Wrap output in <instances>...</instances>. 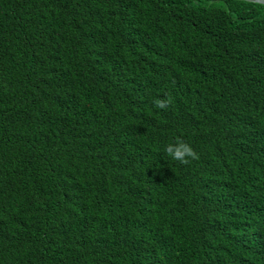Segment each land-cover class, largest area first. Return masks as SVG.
Listing matches in <instances>:
<instances>
[{
  "label": "trees",
  "instance_id": "trees-1",
  "mask_svg": "<svg viewBox=\"0 0 264 264\" xmlns=\"http://www.w3.org/2000/svg\"><path fill=\"white\" fill-rule=\"evenodd\" d=\"M0 264H264V6L0 0Z\"/></svg>",
  "mask_w": 264,
  "mask_h": 264
},
{
  "label": "clouds",
  "instance_id": "clouds-1",
  "mask_svg": "<svg viewBox=\"0 0 264 264\" xmlns=\"http://www.w3.org/2000/svg\"><path fill=\"white\" fill-rule=\"evenodd\" d=\"M168 103L169 101L167 99H157L154 101V106L164 109L168 106ZM165 152L174 160L185 165L191 163L192 160L199 159L198 154L191 145L179 137H177L173 143L166 145Z\"/></svg>",
  "mask_w": 264,
  "mask_h": 264
},
{
  "label": "water",
  "instance_id": "water-1",
  "mask_svg": "<svg viewBox=\"0 0 264 264\" xmlns=\"http://www.w3.org/2000/svg\"><path fill=\"white\" fill-rule=\"evenodd\" d=\"M241 1H247V2L256 3V4L264 6V0H241Z\"/></svg>",
  "mask_w": 264,
  "mask_h": 264
}]
</instances>
